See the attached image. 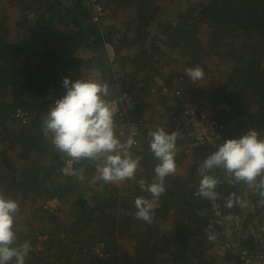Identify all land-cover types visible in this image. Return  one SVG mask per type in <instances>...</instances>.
Here are the masks:
<instances>
[{
  "label": "rangeland",
  "instance_id": "rangeland-1",
  "mask_svg": "<svg viewBox=\"0 0 264 264\" xmlns=\"http://www.w3.org/2000/svg\"><path fill=\"white\" fill-rule=\"evenodd\" d=\"M213 1L111 0L105 8L107 13L97 22L95 7L88 0H0V37L24 46L38 40L30 43L29 52L0 70V83L5 84L4 89L0 86L3 92L0 93V110L8 113L16 108L13 81L19 84L30 79L36 88L42 86L46 89L45 95L27 89L22 97H32L43 106L31 113L30 125L41 119L37 132L46 137L42 131L44 115L54 100L64 95L65 76L61 73L70 69L72 80L83 77L106 83L109 88L106 99L123 89L136 95V114L144 99L152 106L157 98L165 97L155 94L156 81H167L178 91L184 88L185 94L190 93L195 102L213 105L220 113L225 111L224 119L230 126L235 119L238 121L237 113L246 118L255 109L261 113L252 100L259 96L255 78L264 77V62H260L259 72L253 69L263 51L259 49L263 38L254 32L250 40L246 39L245 31L234 36L223 35L218 29L220 23L213 18L214 11L205 16L201 13V5ZM80 6L90 13L88 18H81ZM140 10L144 19L137 15ZM139 38V43L134 42ZM35 48L45 56L52 51L59 59L50 55L46 58L50 65L39 63L42 58H36L32 50ZM61 50H71L70 55L78 61L71 66L73 57H67ZM242 52L245 57L239 61ZM194 67L204 72L203 79L195 83L186 74L188 68ZM179 77L183 78L181 82H177ZM170 94H174L173 90ZM180 110L166 111V130L171 132L174 113ZM134 117L138 121L143 119ZM9 127L11 131L7 134L4 131L5 137L27 130L15 122ZM124 127L123 123L115 122L118 137L123 135L120 130L124 132ZM3 138L0 137V145L5 146L2 147L5 151L13 145ZM46 138L51 141L50 135ZM261 138L264 139V132ZM21 146L24 144H19L20 148L12 147L9 157L3 154L15 170L8 169L4 156H0V194L19 205L13 246L26 241L31 243L26 264H92L99 258L92 251L102 243L109 250V253L105 250L108 253L105 258L117 255L120 264H129L130 258L137 259L139 253L146 260L145 264H238L242 250L264 242V196L259 190L243 182L231 183L223 169H213L207 174L219 181L217 197L210 200L196 195L202 178L198 169L211 151L181 152L184 159L176 160V171L165 179L166 191L159 197L166 201L157 199L156 206L161 210H153L149 223L136 218L134 202L137 197L146 200L152 197L139 183L141 180L148 184L153 182L152 159L139 156L141 160L134 178L105 183L99 178L94 161L75 162L76 175H65L61 169L70 158L63 153L57 151L64 166L34 150L22 151ZM132 149L135 153L141 148L139 145ZM176 153H180L178 147ZM220 191L227 195L220 196ZM104 196L113 199L116 207L104 211L105 215L111 214L110 217L99 215L103 221H93L91 216L95 213L92 215V211L100 206ZM55 197L61 201L57 215L48 213L45 208L47 201ZM230 197L231 208L226 206ZM80 200L86 201L84 208ZM237 200L244 204L242 213H239L242 206ZM175 240L178 244L173 243ZM183 245L189 249L182 252L179 247Z\"/></svg>",
  "mask_w": 264,
  "mask_h": 264
},
{
  "label": "clouds",
  "instance_id": "clouds-1",
  "mask_svg": "<svg viewBox=\"0 0 264 264\" xmlns=\"http://www.w3.org/2000/svg\"><path fill=\"white\" fill-rule=\"evenodd\" d=\"M186 74L194 83L204 77L200 67L188 68ZM62 86L64 95L54 100L42 123V131L46 137L50 135L53 147L70 158L61 171L65 175H76L72 164L87 159L96 162L99 178L105 183L134 178L141 157L130 151L135 144L131 136L122 141L116 134L115 109L106 99L108 85L83 77L76 80L65 77ZM177 135L163 128L149 133V148L159 163L154 168L153 182L148 184L141 180L139 183L154 200L165 193V179L176 171ZM213 169H223L233 181L243 182L264 196V139L256 130L249 129L239 138L225 139L204 159L198 169L202 178L196 195L210 200L217 197L219 183L217 178L207 174ZM237 202L244 206L243 202ZM134 203L136 218L150 223L154 204L143 197H137ZM226 206H233L231 198ZM18 210L15 200L0 194V264H26L32 249L29 241L13 246Z\"/></svg>",
  "mask_w": 264,
  "mask_h": 264
},
{
  "label": "trees",
  "instance_id": "trees-1",
  "mask_svg": "<svg viewBox=\"0 0 264 264\" xmlns=\"http://www.w3.org/2000/svg\"><path fill=\"white\" fill-rule=\"evenodd\" d=\"M78 8L81 11V15L83 16V17L81 16V18L82 19L88 18L90 13H87V11L83 10L82 6H80ZM212 10L216 14L213 16V18H214V20L218 21L217 23H220L218 25V29H220L222 31L223 35L231 34V36H234L239 31H245L246 32L245 34L248 35L246 39L250 40V38L252 37L254 32L260 33V35L263 39L261 41H259V44L261 45L259 49H261L263 51H262V54L260 55L259 59L257 60L259 63H257V65H254V67H253V69L255 70L256 73L259 72L258 69L261 66L260 62L261 63L264 62V60H263V57H264V0H256V1H254V0H221L220 2H219V0H214L213 2H211L209 4L201 5V13L203 16L211 14L210 11H212ZM141 11L142 10H140L137 15L140 19H144L143 13H141ZM57 18L61 19L59 16H57ZM59 19H57V21H56L57 23L59 22ZM73 22L79 24V26L81 25L80 21H79V23L77 22V20L76 21L74 20ZM46 26H49V23ZM252 29H257V30L255 31ZM220 36L222 38L221 34H220ZM140 40L141 39L139 38V40L136 39L134 42L139 43ZM37 41L38 40L29 41V46H31L30 43H33V42L35 43ZM47 41H49V40H47ZM98 42H101V41H98ZM29 46L28 45L24 46L22 44H13L11 41L7 42L6 39L0 37V70H3V66H5V65H6L5 67H7L8 64L11 65L13 62L12 60L15 61L19 58V56L23 55L25 52L26 53L29 52V50H28ZM255 46L258 49V45H255ZM32 50L35 51L34 53H35L36 58H42L39 63H42V64L48 63L49 64L48 59H46V58H47V56L49 58L51 57L50 55L53 54L52 51L51 52L48 51L46 53L47 56H45L44 54L41 53L40 50L37 51L36 48L32 49ZM70 51L71 50H68V52H65L64 50H61L62 53H66L67 57H71V56L73 57L72 62H70V65L72 66V64H75L76 61H78V59L74 58L73 55H70ZM243 54H244L243 52L240 53L239 58H241V59L239 61L244 60L245 54L244 55ZM52 56H54V55H52ZM54 57H55L54 59H59V57H57V56H54ZM248 63H249L248 65L252 64L251 62H248ZM61 74H63V76H65V77H69V75H71V71H70V69L69 70L66 69L65 71H62ZM258 75L260 76L259 73H258ZM260 78L261 79L255 78V80H256L255 86H257V89H258L257 91L259 93V96L257 99H255L253 101V106L259 108L261 113H260L259 120H255L253 122V124L255 123L254 129L260 134V138H261L262 133L264 132V123H263L264 122V77L260 76ZM11 81H12V79H11ZM19 82L20 83L18 84V82L13 81V83H14L13 85H15L13 97H14L15 102H16L15 103L16 108L13 111L9 110L8 113L3 112L2 109L0 110V119H1L0 120V131H1L0 137H4L3 139L10 141L13 145L10 148L6 147L5 151H2V147L4 145H0L1 146L0 147V156H2L3 154H6L9 157L12 153V149H14L12 147H14L15 145H18V147H19V144H24V146H21L22 151L29 152L30 150H34V151L38 152L39 154H43L44 156L46 155V156L50 157L49 159H51V161L53 163H56L58 161L59 162L58 164H60V165L62 164V166H63V163L60 162L61 161L60 160L61 155H59L57 150L53 147L50 139H47L46 137L41 135L42 133H39V131L37 132V130H39L41 127V121H40L41 119H37V121L32 126L30 125V117L33 115L31 113L36 112L39 108L40 109L43 108V106L40 103L36 102V100L33 99L32 97H28V98L22 97L23 94L27 91V89H31L30 90L31 92H34L37 94H42V95H45L46 89H44L42 86L36 88L37 85L32 84L30 82V79L27 80V82H23V81L22 82L19 81ZM177 82H180V77H179ZM4 85L5 84L1 81L0 86H2V89L5 88ZM180 85H183V83H180ZM3 86H4V88H3ZM123 91H128V90L123 89ZM0 93H3V92L0 90ZM134 96H136V95H134ZM187 96H189L192 99V101H195V99H193L191 97L190 93L185 94L184 88H181L180 95H179V98L181 100V104H182V100ZM215 97H217V96H215ZM58 98H60V96ZM136 99L138 100V97H136ZM215 100L216 99H213V102H215ZM137 106H138V104H137ZM9 109H10V107H9ZM19 112H23L26 114V116L29 120V122L26 125H22L21 120L17 117V114ZM29 112H30V114H28ZM224 114H225V111H221V113L219 111V115H220L221 120L226 123L228 130H229L227 120L225 121V119L223 117ZM12 122H15L18 125H22V126L26 127L25 129H27V130L21 131L20 133H17V135L5 137L4 131L6 134L11 131L9 126H10V123H12ZM256 127H257V129H256ZM228 134H229V137L231 138L233 135L237 134V132H233V134H230L228 132ZM140 144H141V142H140ZM8 157L4 156V159H3L4 165L7 166V168L10 170H15L14 167L11 166L13 164L8 159ZM190 165H191V168L194 166L193 163H191ZM14 180L15 179H13V181ZM171 184H173V183H171ZM227 184L229 185V183H227ZM221 188L223 189V187H221ZM64 190H68V188H65ZM218 194L227 195L226 192H223V191H220ZM61 199H62V197H61ZM159 199H160L159 202L161 201L164 203L166 201L164 198H162V200H161V198H159ZM79 203H80L81 207L84 208L86 201L80 200ZM115 203L116 202H114L113 199H110V198H107L106 196H104L103 199L101 200L100 206L92 211V215H94V213H95L94 216H91V217H93V221H98V222L103 221V217L99 216V215L104 216L106 214V213H104V211H106L108 208H113V207L115 208L116 207ZM193 207L196 208L197 205L195 204ZM154 210L156 212H160L161 209L156 208ZM59 211L60 210L55 212L54 215H57L59 213ZM242 212H243V207H241V209L239 210V213H242ZM110 216H111V214L105 215V217H110ZM151 229H152V227L149 228L150 231H151ZM109 234H111V232ZM143 237L145 238V236H143ZM169 243H170V241L167 240V244H169ZM173 243L178 244V241L175 240ZM168 247L170 248V246H168ZM170 249H168V250L170 251ZM179 249L182 252H184V251H187L189 249V246L183 245V246L179 247ZM106 251L109 253V250H106ZM193 251H195V250H193ZM177 256L173 257L174 262H176V259L178 258ZM117 260H118V257L116 255V256H114V258H109V257L98 258L97 260H95L93 262L94 263L97 262L95 264H120ZM93 262H92V264H94ZM153 262H155V261H153ZM145 263H146V260L143 259L141 253H139L137 259L131 260V258H130L129 264H145Z\"/></svg>",
  "mask_w": 264,
  "mask_h": 264
},
{
  "label": "built area",
  "instance_id": "built-area-1",
  "mask_svg": "<svg viewBox=\"0 0 264 264\" xmlns=\"http://www.w3.org/2000/svg\"><path fill=\"white\" fill-rule=\"evenodd\" d=\"M88 1L95 7L97 17L94 20L98 22L100 19H103L107 13L105 8L111 0ZM182 80L183 78L180 79V82ZM155 83L153 89L155 94L168 97L171 95V90H173V93L180 95V90L178 91L170 85L171 88L167 82L162 83L156 81ZM108 100L115 109L114 122L123 123L127 128L125 139L131 136L135 140V144L132 147L139 146L143 136L142 132L147 124L144 119L138 121V119L134 117L137 111L136 97L129 91L122 90ZM181 106V110L174 113L171 123V132H176L178 134L176 145L180 153L186 152L189 154L202 149L214 152L217 146L225 139H232L229 137L226 123L220 118L219 109L217 107L207 103L192 101L189 96L182 100ZM17 117L21 120L22 125L28 123V118L25 113L19 112ZM74 164L75 163L72 164V168ZM147 200L154 204V210L157 207L156 203L158 204V200H154L153 197ZM45 208L48 213L57 212L61 208L60 199L58 197L49 199ZM105 250L107 249L104 243H102L100 245L97 244L92 252L93 255H97L99 258H105L106 255L108 256ZM239 254V259L237 258L238 264H264V242L259 246L247 247Z\"/></svg>",
  "mask_w": 264,
  "mask_h": 264
},
{
  "label": "crops",
  "instance_id": "crops-1",
  "mask_svg": "<svg viewBox=\"0 0 264 264\" xmlns=\"http://www.w3.org/2000/svg\"><path fill=\"white\" fill-rule=\"evenodd\" d=\"M122 50L127 51V48H124ZM174 94L170 95L169 97L157 98L154 101L155 104L152 106H149L148 102L144 101L145 100L144 99L142 104L138 107V112L136 114V116L143 118L146 121L147 125L142 132L143 137H142L141 144H140L141 149L135 153L132 152L133 149L130 151L133 155L144 156L145 157L144 159H146V160L152 159V161L154 162V165H155L153 167V170L156 167V165L159 163V161L154 157V155L150 151L149 133L151 131H155L157 128H163L165 131L171 133L169 130L165 129L166 128L165 127L166 111H168V112L172 111L173 112V111H177V110L181 109V104H180L181 100L179 98V95H177V94L174 95ZM252 101H254V100H252ZM220 109H221V107H220ZM237 114H236V116L238 117V121H236V119H235L232 122L231 126L228 124L229 130H232V131H229L230 134H233V132H237V134L233 135L231 138H239L241 135H243L245 132H247L248 129H253V127L255 125V123L253 124V122L255 120H259V117H260V113L256 109H255V111H252L251 114H249V117H247V118L245 116H243V114H240V113H237ZM223 117L226 119L227 115L224 114ZM126 130H127L126 127H124V132H122V130H120L121 133L123 134L120 136L122 141L125 139ZM177 159L180 161V159H184V156H182L181 153H179V154L176 153L175 160H177ZM85 160H87V159H85ZM80 163H84V160L81 159ZM180 163H182V162H180ZM63 166H64V163H63ZM154 177L155 176H153L152 178H154ZM230 181H231V183L235 182L232 180L231 177H230ZM64 189H65V187H64ZM219 195L223 196L224 194H219Z\"/></svg>",
  "mask_w": 264,
  "mask_h": 264
}]
</instances>
